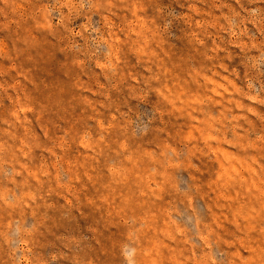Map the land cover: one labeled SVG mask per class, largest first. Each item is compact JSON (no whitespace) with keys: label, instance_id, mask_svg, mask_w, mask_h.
Listing matches in <instances>:
<instances>
[{"label":"rangeland","instance_id":"374dc122","mask_svg":"<svg viewBox=\"0 0 264 264\" xmlns=\"http://www.w3.org/2000/svg\"><path fill=\"white\" fill-rule=\"evenodd\" d=\"M0 264H264V0H0Z\"/></svg>","mask_w":264,"mask_h":264}]
</instances>
